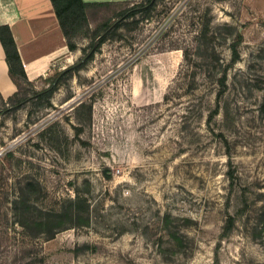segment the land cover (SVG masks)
<instances>
[{"label":"rangeland","instance_id":"1","mask_svg":"<svg viewBox=\"0 0 264 264\" xmlns=\"http://www.w3.org/2000/svg\"><path fill=\"white\" fill-rule=\"evenodd\" d=\"M93 12L0 104V264H264V0Z\"/></svg>","mask_w":264,"mask_h":264},{"label":"crops","instance_id":"2","mask_svg":"<svg viewBox=\"0 0 264 264\" xmlns=\"http://www.w3.org/2000/svg\"><path fill=\"white\" fill-rule=\"evenodd\" d=\"M113 3L128 0H83ZM7 25L14 38L27 79L34 85L55 69L65 70L77 58L66 39L50 0H0V26ZM16 91L0 42V96Z\"/></svg>","mask_w":264,"mask_h":264},{"label":"trees","instance_id":"3","mask_svg":"<svg viewBox=\"0 0 264 264\" xmlns=\"http://www.w3.org/2000/svg\"><path fill=\"white\" fill-rule=\"evenodd\" d=\"M52 7L54 9L55 15L58 19L60 24L62 33L66 39L68 49L70 51H74L76 49V44L74 43V38L77 36L80 30L85 27H89V22L97 18L95 14V10L100 8H109V7H116L120 5H126L129 3L128 1L124 2H113V3H86L83 0H50ZM151 0H142V2L150 9L155 1L150 4ZM107 21L100 22L93 32L94 37L100 36L104 33L109 27ZM107 27V28H106ZM104 36H100L99 40H102ZM242 41V32H237V40L233 42L231 46V60L230 64L236 63L238 60V50L237 46ZM0 42L5 54V61L8 65V75L12 82L16 85V91L13 92L11 95L3 98L0 96V104L6 106L7 104H20L23 101L29 98V92L25 89V86H33V83L30 82L24 72L20 56L12 36V33L7 25L0 26ZM77 65L70 66L65 70L59 72V74L68 73L73 67ZM79 66L78 68H80ZM226 80H227V72L226 70L222 71L221 74L216 78V83L220 86L221 89L218 90V94L223 92L226 87ZM51 88L44 90L41 93H35L34 96L36 97H48L52 93ZM83 104L81 102L79 105ZM78 105V106H79ZM4 109H0V114L3 112ZM226 141V139H223ZM230 168L227 171V176L230 180L233 179L234 175V168L229 164ZM20 205L24 207L25 203L21 202ZM25 225V223H22ZM232 222L229 219L228 225L225 227V232H228L231 228ZM26 226V225H25ZM54 232L47 235V238H52Z\"/></svg>","mask_w":264,"mask_h":264},{"label":"water","instance_id":"4","mask_svg":"<svg viewBox=\"0 0 264 264\" xmlns=\"http://www.w3.org/2000/svg\"><path fill=\"white\" fill-rule=\"evenodd\" d=\"M154 1H155V0H151V1H150V4L153 3ZM103 34H104V33H102L101 35H103Z\"/></svg>","mask_w":264,"mask_h":264},{"label":"bare ground","instance_id":"5","mask_svg":"<svg viewBox=\"0 0 264 264\" xmlns=\"http://www.w3.org/2000/svg\"><path fill=\"white\" fill-rule=\"evenodd\" d=\"M156 73V72H155ZM145 91V90H144Z\"/></svg>","mask_w":264,"mask_h":264}]
</instances>
